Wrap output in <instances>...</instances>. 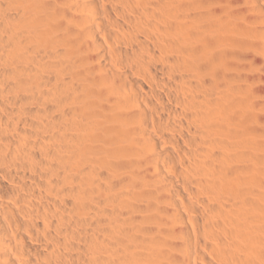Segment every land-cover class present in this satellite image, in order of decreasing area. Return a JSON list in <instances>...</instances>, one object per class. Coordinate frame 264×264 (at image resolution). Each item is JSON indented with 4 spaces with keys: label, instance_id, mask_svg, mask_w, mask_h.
Returning <instances> with one entry per match:
<instances>
[{
    "label": "bare ground",
    "instance_id": "1",
    "mask_svg": "<svg viewBox=\"0 0 264 264\" xmlns=\"http://www.w3.org/2000/svg\"><path fill=\"white\" fill-rule=\"evenodd\" d=\"M0 264H264V0H0Z\"/></svg>",
    "mask_w": 264,
    "mask_h": 264
}]
</instances>
